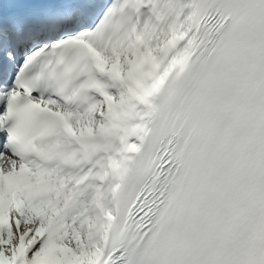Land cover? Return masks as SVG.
<instances>
[{
	"label": "snow or ice",
	"instance_id": "obj_1",
	"mask_svg": "<svg viewBox=\"0 0 264 264\" xmlns=\"http://www.w3.org/2000/svg\"><path fill=\"white\" fill-rule=\"evenodd\" d=\"M0 264H264V0H0Z\"/></svg>",
	"mask_w": 264,
	"mask_h": 264
}]
</instances>
